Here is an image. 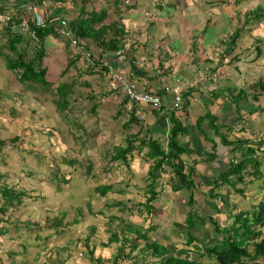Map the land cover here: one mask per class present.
Wrapping results in <instances>:
<instances>
[{
	"label": "rangeland",
	"instance_id": "rangeland-1",
	"mask_svg": "<svg viewBox=\"0 0 264 264\" xmlns=\"http://www.w3.org/2000/svg\"><path fill=\"white\" fill-rule=\"evenodd\" d=\"M137 1H139L137 12L126 17L128 27L133 29L137 27L141 31L138 37L141 41L146 40V35H149L148 39L151 43L148 45L153 49L159 44L158 39L152 38L155 36L153 28L157 29L160 24H165L166 27L173 26L172 28L177 30V36L183 37L185 30H189L185 23L189 27L196 28L199 26L195 24L201 22L200 20H209L213 27L209 25L206 33L202 35L215 38L217 34L225 36V31L231 33L235 27L240 28L245 13L258 7L264 9V0ZM99 2H101L99 5L104 6L102 0ZM127 2L132 3L133 0ZM9 3L5 7L11 9ZM71 5V1L67 0L66 6ZM159 5L162 9L157 8ZM44 6L48 10V7ZM40 10L43 11L41 8ZM196 35L193 33V36ZM134 40L131 37L128 45ZM190 40L193 43L192 39ZM257 40L263 48L264 21L246 24L240 32L239 41H242L240 46L244 42L245 50L251 44L255 47ZM199 41L200 39L196 40L198 45ZM2 43L4 40L0 38V46ZM64 45L62 37H51L45 43L49 68L47 75L49 79L55 80L52 89L61 82H70L72 78L76 79L73 80L79 85L84 82L91 84V88H77V92L81 90V95L77 96V93L72 95L75 99L72 114L57 111L52 104L53 96L50 93L39 89L33 93L29 89L30 86L18 83L15 75L7 71L5 64L0 60V140L5 142L4 148L0 151V176H2L0 185L5 183L14 191L27 193L22 205L7 208L5 214L0 212L3 221L0 223V228L7 232L5 235H0V264H14L8 252H19L20 245L25 242L28 243L29 255L26 258L16 256L15 264H93V260L89 259L90 251L95 258L99 257L105 261V264H111L113 256L116 255V246L119 244L113 243L109 246L107 243L113 232L120 235L124 223H129V226H134L133 228L136 229L140 227L141 231H148V236L152 240H157L173 252L179 251L185 246L186 241V237L182 234L185 232L182 224L184 216L175 214L172 201L177 200L183 192L170 191V184H158V199L152 203L157 211L147 216L144 209H137V204L144 202L146 197L145 178L148 164L145 163L146 158L142 153L146 148L139 147L140 155L137 152L132 154L135 157L133 165H130L131 161L128 164L120 161L119 168L114 169L113 165L110 166L109 153H113L114 146L125 145L123 136L129 132V129L122 127L123 115L117 120L114 119L119 105L116 104L117 99L114 96L105 92L108 87L107 77L102 83L98 75L76 77L75 69L63 78L60 77L59 74L67 63ZM141 56L146 60V53ZM249 57L247 56L245 61H248ZM198 58H204L203 52L199 53ZM237 66L240 71L245 68L242 62ZM263 70L254 74V76L260 75L255 79L263 76ZM250 77L252 78L253 74ZM90 91L100 98L96 100L100 107L96 108L94 114H92V103L81 98ZM76 116H78V125H73L71 122ZM176 116L182 119L185 125L189 124L186 123L189 119L186 111L179 110ZM74 137L80 138L75 140ZM180 140L182 141V138ZM69 160H72L73 164H69ZM89 162L91 163L89 170H91L87 173L86 166ZM56 172L60 175V190H55V182L52 179ZM61 178H66L67 183L61 181ZM108 184H113L115 189L108 192L105 197L95 191L99 186ZM238 187L242 188L246 196L234 193L231 195L233 197L229 198L226 192L231 188L221 186L217 192L223 196V202L218 204L213 199L212 204L225 206L230 212L229 215L239 211V207L240 210H256L254 205L260 202L262 189L255 188L254 184ZM208 189L209 187H206L205 192ZM185 211L188 212V207H185ZM60 212L66 213L62 234L44 230L39 233V240H36L35 231L30 234L26 231L28 226L37 230L34 225L36 223L39 226L46 225L47 216L52 218ZM232 222L233 218L227 216L218 224L223 228L229 227ZM207 223L210 224L208 220ZM207 229L204 227L194 232L199 244L209 245L215 242L212 239L214 232L207 233ZM239 231H245V228H240ZM221 235L219 233V236ZM46 236L51 237L46 238ZM142 246L141 240L139 247ZM136 254L137 251L132 252L130 259L125 260L123 264H129ZM191 258L197 257L192 253ZM147 262L155 261L151 258ZM203 263L208 264L207 259H203Z\"/></svg>",
	"mask_w": 264,
	"mask_h": 264
},
{
	"label": "trees",
	"instance_id": "trees-1",
	"mask_svg": "<svg viewBox=\"0 0 264 264\" xmlns=\"http://www.w3.org/2000/svg\"><path fill=\"white\" fill-rule=\"evenodd\" d=\"M70 1L72 5L68 7L66 6L67 0H0V34L2 35L0 38L4 40V43L0 46V60L5 64L6 70L15 75L17 82L30 86L29 89L33 93H35L36 89L50 93L53 96V100H51L52 104L57 111L64 114L73 113V102H75V99L72 98V95H76V93L77 96L81 95V90L77 92V88H91V84L84 82L79 85L77 84L78 82L74 81L76 79L72 78L70 82H61L52 89L55 80L49 79L47 75L49 70L46 61L48 54L45 48L47 39L62 37L63 42H65L63 48L67 63L59 74L61 78L72 69H75L77 73L76 77L98 75L101 83L106 77V82L108 83L109 73L121 72L111 67L115 66V64L108 62V57L122 53L126 58L136 61L140 45L138 37L141 32L137 27L134 29L128 27L126 19L127 16L137 12L139 6V1L137 0H133L132 3L127 2V0H102L104 6L99 5L101 3L99 0ZM31 2L35 4L38 11L45 17L44 26H36L33 22L35 16L32 12L27 11L26 8L14 9L16 6H25ZM7 3L10 4L12 10L5 7ZM44 5L48 7V10L44 8ZM157 8L162 9V6L159 5ZM23 21L27 23L28 31H24L21 27ZM257 21H264V9L261 7L245 13L241 27H235L233 32L226 35L225 41H228V45L234 46L239 40L240 32L245 28V25ZM151 25L154 26L153 24ZM60 26L69 32L68 36L58 33V27ZM207 28V26L204 27L203 33H206ZM131 37L135 40L128 45ZM73 40L76 42L75 47L71 45ZM255 49H257L255 57L258 58L261 55L260 45L257 44ZM234 59H236V56H234ZM107 88L105 92L110 96L117 97L119 95ZM73 90L75 93H73ZM154 94L161 101L162 96L166 94V89L161 88ZM250 95L264 99V74L262 77L256 79L248 89H239L235 102H239ZM95 97L91 91L85 96H81L84 101L92 103V114L96 113V108L99 109L100 107H98V103L96 102L100 98L96 97L95 99ZM126 103L125 99L120 104L118 101L116 102L119 107L116 110L114 119L117 120L123 115L122 127L128 128L133 124H138L139 120L135 114L137 106L133 105L132 112L127 115ZM161 107L162 101L159 109ZM85 109L87 111V107ZM261 111H264V108ZM176 112L177 107H175L168 117L171 126L167 136L163 140L153 139L147 134L141 136L140 132L127 133L123 136L125 145L114 146L112 148L113 153H109L108 157L110 166L113 165L112 167L115 169L120 167V161L123 164H128L133 159L132 154L138 147L146 148L145 158L151 161L145 178L147 183V187L145 188L146 197L144 202L137 204V209H144L147 216L153 215L152 213L157 211L152 205L159 195L157 176L159 173H164V171L170 174V191L183 192L182 194L186 200L185 206L188 207L184 221L185 232H182L183 236L186 237L185 246L187 247L184 246L179 251L173 252L157 240H152L148 236V231H141L140 227L136 229V227L133 228L134 226H129V223H124L120 235L113 232L107 243L109 246L113 243L119 244V246H116V255L113 256L111 264H123L125 260L130 259L134 251H137L138 255L136 254L129 264H204L203 259H207L208 264H264V170L262 169V161L257 160L256 152L259 149L253 147L247 148L245 159H241L234 164L232 163L226 172L222 173L217 180H212L211 184H209V186H226L233 189V193L244 195L245 193L241 187H238L239 185H244L245 182H248L249 178L252 179L250 182H253V180L261 182V184H256V187L262 189L261 200L258 204L254 205L256 210H239L233 215H229V212L227 216L233 218V222L229 227L221 228L212 217L205 218L198 216L197 209L194 206L195 193L200 184H196L193 178L194 171L192 168H188L187 162L183 158L187 152L186 148L182 146L180 138L187 133V128L183 125L180 118L176 116ZM126 117L127 119L125 120ZM205 117L204 115L203 118ZM203 118L201 120H204ZM72 121L73 125H78V116L72 119ZM224 131L220 127L216 130V134L220 137L219 140L222 145L227 147L234 146L236 148L238 144L242 143L240 140H228L227 129ZM78 138L80 137H74L75 140ZM4 144L5 142L0 140V151L4 148ZM68 163L73 164V161L69 160ZM90 166L91 163L89 162L86 166L87 173H90ZM53 175L52 179L55 182V190H60V175L58 172ZM0 177L2 178V176ZM61 179L65 183L68 181L66 178ZM2 184L0 185V212L5 214L7 208L22 205L23 198L27 196V193L14 191L12 188L7 187L5 183ZM114 189L113 184H108L99 186L95 191L105 197L108 192ZM207 197L211 200L219 199L223 201V196L217 191L211 192ZM86 205L88 207L89 204L87 203ZM193 216H195V219H193ZM65 217V212H60L52 218L47 216L46 225L39 226L36 223L34 225H36L37 230L28 226L26 227V231L28 234L35 231L36 235L34 239L36 240H39V233L44 230H52L57 234H62ZM207 220L213 227L214 237L212 239L215 242L209 245L205 243L199 244V240L196 238L194 232L196 228L203 229ZM73 222L77 221L73 220ZM0 223H3L1 218ZM15 227L17 229V226ZM240 228H245V231H239ZM5 233L7 232H4L0 228V235H5ZM219 233L222 235L219 236ZM130 235H133V237H130ZM48 237L51 236H46V238ZM141 240L143 241V246L139 247V241ZM27 246L28 243L25 242L20 245L19 252H8L12 263L15 264L16 256L26 258L29 255ZM127 249L129 252H127ZM199 250L201 252H198ZM192 253L196 255V259L191 258ZM88 254L89 259L93 260V264H105L103 259L99 257L95 258L92 251L88 252ZM151 258L155 262H147Z\"/></svg>",
	"mask_w": 264,
	"mask_h": 264
},
{
	"label": "crops",
	"instance_id": "crops-1",
	"mask_svg": "<svg viewBox=\"0 0 264 264\" xmlns=\"http://www.w3.org/2000/svg\"><path fill=\"white\" fill-rule=\"evenodd\" d=\"M200 21L195 24L199 26L196 28L189 27L185 23L190 31L186 29L183 37L177 36V30L173 29V26L166 27L165 24H160L157 29L153 28L155 36L152 37L159 40L158 47L155 49L149 47L151 40L148 39L149 35H146V40H139L136 61L120 53L108 57V62L115 64L111 66L113 69H118L130 77L137 90L155 93L161 88L166 89V94L161 99L162 107L159 110H154L149 106L136 107L135 114L140 115L141 119H138V124L128 127L129 132L127 133L140 132L141 136L147 134L153 139L163 140L171 126L168 117L175 107H177V112L179 110L187 112L189 119L186 123L189 122V124L185 125L180 119L187 128V133L181 137V142L187 152L183 157L187 162L186 165L193 169V178L196 184H200L195 193L194 206L198 215L202 214L201 217L205 218L212 217L219 223L225 220L229 212L223 205H213L211 199L207 197L220 187L218 185L209 186L212 180H217L232 163L245 159L247 148L252 147L259 149L256 152L257 160L262 161L264 170V111H261L264 108V99L250 95L235 102L238 90L248 89L249 84L252 85L256 81L255 78L260 76H254V74L264 68V47L262 48L261 43L256 41L257 44L260 43L261 52L260 57L256 58L257 49L253 47V44L249 45L246 50L245 43L243 42L240 46L242 41L239 40L234 46L228 45V41H225L226 35L230 34L228 30L225 31V36L217 34L215 38L204 37L203 29L206 26L209 27L210 21ZM193 33L197 35L193 36ZM197 39H200L199 45L196 43ZM202 52L204 58L199 59L198 55ZM145 53L146 60L141 56ZM247 56H250L249 60L245 61ZM241 62L245 65L243 71L238 70L237 66ZM176 86L180 89V101L174 105V95L171 90ZM204 115L205 118H203ZM202 118L204 120H201ZM219 127L222 131L227 129L228 140H240L242 143L236 148L222 145L220 137L216 134ZM134 152L141 154L139 147ZM142 153L145 157L146 151ZM134 160L135 157L130 165H133ZM145 163L148 164V170L151 161L146 159ZM169 176L170 174L166 171L159 173L157 184H170L168 183ZM247 181L245 184H254L255 188L256 184H261L258 180L250 182L251 178ZM206 187L209 189L205 192ZM226 193L229 198L234 195L232 189L227 190ZM216 202L220 204L223 201L217 199ZM172 203H174L172 205L175 208V214H183L185 221L187 214L185 196L181 194ZM242 203L245 204V202ZM240 209L239 207L238 210ZM218 210L220 211L217 213ZM204 227L208 228L207 233L213 234L211 224L206 223ZM197 230L200 228H196L195 233L198 232Z\"/></svg>",
	"mask_w": 264,
	"mask_h": 264
},
{
	"label": "built area",
	"instance_id": "built-area-1",
	"mask_svg": "<svg viewBox=\"0 0 264 264\" xmlns=\"http://www.w3.org/2000/svg\"><path fill=\"white\" fill-rule=\"evenodd\" d=\"M26 8L27 11L32 12L35 16V19H33L34 24L36 26H44V16L40 11H38L37 7L34 3H29L27 5H20L14 7V9H20V8ZM34 18V17H33ZM21 27L24 31H28V25L25 21L21 23ZM58 33L60 35L68 36L69 32L66 31L63 27H58ZM72 47H75L76 42L73 40L71 42ZM107 86L110 90L116 92L119 94L117 97H115L118 101V103L124 102V99L126 100V112L127 115H129L132 112V106H149L154 109H159L161 105V101L158 96H156L154 93L146 92V91H140L137 90L135 84L133 81L126 77L125 74L121 72H113L108 74V83ZM174 94V105H176L180 101V89L179 87H175L171 90ZM114 95V94H113ZM138 119H141L140 115H137Z\"/></svg>",
	"mask_w": 264,
	"mask_h": 264
}]
</instances>
